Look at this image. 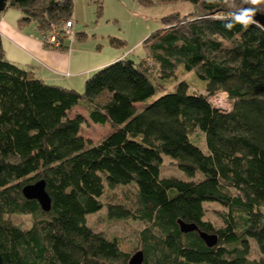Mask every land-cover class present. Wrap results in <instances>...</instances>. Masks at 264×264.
<instances>
[{
    "label": "trees",
    "instance_id": "trees-1",
    "mask_svg": "<svg viewBox=\"0 0 264 264\" xmlns=\"http://www.w3.org/2000/svg\"><path fill=\"white\" fill-rule=\"evenodd\" d=\"M182 1L189 10L162 16L137 60L123 52L95 67L82 92L45 80L33 62L6 59L0 34V264H127L137 250L142 264H264V0ZM8 8L45 48L55 46L44 32L73 20L72 0H7ZM57 38L60 49L74 41ZM190 70L201 90L179 80ZM219 92L228 109L213 104ZM89 121L109 127L96 142L81 133ZM198 131L205 152L191 141ZM162 154L185 178L161 174ZM40 179L47 211L22 194ZM116 186L133 188L129 203L106 198ZM205 201L223 206L219 226L204 218ZM100 211L139 226L131 252L88 222ZM12 215H29V224ZM178 220L197 229L183 232ZM251 243L260 256L249 255Z\"/></svg>",
    "mask_w": 264,
    "mask_h": 264
},
{
    "label": "rangeland",
    "instance_id": "rangeland-1",
    "mask_svg": "<svg viewBox=\"0 0 264 264\" xmlns=\"http://www.w3.org/2000/svg\"><path fill=\"white\" fill-rule=\"evenodd\" d=\"M189 8L190 3L182 0L168 3L155 1L151 4H144L139 0H72L71 18L73 19L72 32L74 41L71 42V49L73 51L76 47L82 60L90 61V63H93L95 60L99 64L105 63L109 60L113 61L117 54H122L123 52H126L128 58L137 60L142 54V48L140 46L141 41L151 31L161 26L160 18L173 11L186 13ZM13 10L19 12L21 15L20 11L17 9L13 8ZM25 24L29 27L28 30L30 32L32 30L36 35L38 33L40 34L32 23ZM62 24L63 21L53 24V26H55L56 29H61ZM62 33L63 30L57 34L59 38L62 37ZM112 37L120 40L122 43L112 44L110 42V38ZM66 40L68 41V39ZM68 43L70 44V41ZM6 54L8 57L6 59H9L11 53L7 51ZM91 72L92 69L88 71V73ZM85 77H79L81 85L77 86L72 81L63 79V76L57 77L56 81L53 80V82L68 87L76 86L75 89L82 92ZM181 79H185L191 84V88L194 90H201L202 87L200 85H204V81L195 75L194 70L186 71L179 75V80ZM73 111L86 116V109L83 106L75 107ZM108 130L109 127L107 124H93L89 121L88 124L82 126L81 133L86 139H89L91 142H96ZM190 138L191 141L198 145L204 152L207 151L203 132L198 131V138L195 135H190ZM162 156L164 164L161 170L162 175H175L185 178L183 173L177 167L168 163L170 159L169 156L165 154H162ZM132 189V187L125 188L123 186H116L110 189L107 188L106 198L114 202L126 201L129 203V200L133 198ZM203 206H206L204 218L213 222L214 225L219 226L222 221L217 216L216 210L223 209V206L215 201H205L203 202ZM260 209L264 213V205H261ZM11 217L15 223L21 226L29 224V215H12ZM87 220L97 230H103L109 235H120L122 250L125 252H131V249L136 243L135 237L132 234V228H137L139 227L138 225L131 221H109V219L105 218L104 211L89 214ZM249 255L251 257L260 256L254 243L250 244Z\"/></svg>",
    "mask_w": 264,
    "mask_h": 264
},
{
    "label": "crops",
    "instance_id": "crops-1",
    "mask_svg": "<svg viewBox=\"0 0 264 264\" xmlns=\"http://www.w3.org/2000/svg\"><path fill=\"white\" fill-rule=\"evenodd\" d=\"M20 17L19 12L13 8L0 13V34L3 37L6 57L7 51L11 53L10 61L23 65L33 62L36 65L34 67L36 74L45 80L53 82L57 77L63 76V79L72 81L76 86L81 85L79 77H85L88 71L104 64H99L96 60L93 63L82 60L76 47L73 51L72 47L69 49L45 48L40 34L36 35L32 30L30 32L29 27L21 21Z\"/></svg>",
    "mask_w": 264,
    "mask_h": 264
},
{
    "label": "water",
    "instance_id": "water-1",
    "mask_svg": "<svg viewBox=\"0 0 264 264\" xmlns=\"http://www.w3.org/2000/svg\"><path fill=\"white\" fill-rule=\"evenodd\" d=\"M6 5L7 0H0V13L5 9ZM235 14L243 15V12ZM22 194L28 199H36L43 210L47 211L50 209V197L45 191L44 181L42 179L25 184L22 187ZM178 225L180 230L183 232L197 229L196 224L186 223L182 220H178ZM198 233L209 247L213 246L217 241L216 234H210L200 230H198ZM143 259V252L141 250H137L129 256L127 264H142Z\"/></svg>",
    "mask_w": 264,
    "mask_h": 264
},
{
    "label": "built area",
    "instance_id": "built-area-1",
    "mask_svg": "<svg viewBox=\"0 0 264 264\" xmlns=\"http://www.w3.org/2000/svg\"><path fill=\"white\" fill-rule=\"evenodd\" d=\"M72 26H73V20H64L62 24L61 29H56L55 26L51 25L49 29H47L43 36L44 41L51 43L53 46L58 47L59 46V40L57 38V34L63 30V33L68 34L70 37L73 36L72 32ZM212 102L215 106L228 109L229 108V102L227 100V94L225 92H219L217 93L212 99Z\"/></svg>",
    "mask_w": 264,
    "mask_h": 264
}]
</instances>
